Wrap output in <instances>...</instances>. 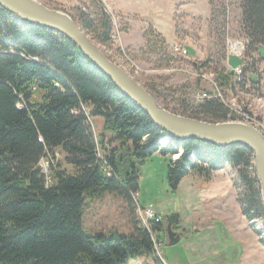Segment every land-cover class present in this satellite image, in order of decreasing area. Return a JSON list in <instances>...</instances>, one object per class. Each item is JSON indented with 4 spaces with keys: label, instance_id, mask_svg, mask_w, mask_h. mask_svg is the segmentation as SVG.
I'll return each instance as SVG.
<instances>
[{
    "label": "trees",
    "instance_id": "1",
    "mask_svg": "<svg viewBox=\"0 0 264 264\" xmlns=\"http://www.w3.org/2000/svg\"><path fill=\"white\" fill-rule=\"evenodd\" d=\"M92 1L101 7L98 0ZM100 7L95 13L86 7L79 19L71 17L98 44L110 47L114 43L112 21ZM241 28L249 40L248 53L259 56L252 69L264 60L260 52L264 48V0L242 1ZM150 30L145 31L148 48L168 66L174 58ZM216 73L219 90H235L231 76L222 70ZM252 82L259 86L260 79ZM86 108L90 117H101L104 122V134L97 143ZM181 115L212 123L229 121V110L215 101ZM163 136L72 41L48 28L20 25L0 6V264H128L143 255L153 258L154 264H165L155 255L151 235L158 236L162 223H153L150 229L135 224L132 235L111 237L87 235L83 226L86 198L116 193L131 203L139 191L132 163L156 153L180 155L168 166L167 179L174 192L188 175L210 181L217 171L237 169L245 186L239 199L243 215L248 221L264 217L249 148L240 144L218 147L194 139L161 148ZM98 145L111 167L110 177L100 167ZM58 148L76 172L55 170L48 177L38 165ZM259 242L264 247V237Z\"/></svg>",
    "mask_w": 264,
    "mask_h": 264
},
{
    "label": "rangeland",
    "instance_id": "2",
    "mask_svg": "<svg viewBox=\"0 0 264 264\" xmlns=\"http://www.w3.org/2000/svg\"><path fill=\"white\" fill-rule=\"evenodd\" d=\"M38 1L76 19L82 16L86 7H90L92 13L100 7L92 0ZM242 1L98 0L111 18L115 38L110 47L97 44L112 62L151 90L162 106L181 115L205 102H213H203L199 95L210 93L213 82L219 89L216 71L222 70L232 77V67L241 62L240 58L228 53V46L230 41H242L248 47L249 40L241 28ZM148 29L165 44L173 61H180L181 64L176 65L178 70L169 71L175 62L163 66L157 52L148 48L145 36ZM127 40L129 46L136 48L124 45ZM174 45L187 49L188 55L174 54ZM260 52L264 56V48H260ZM204 62L208 65L202 67ZM256 66L245 71L246 86H240L241 79H234L235 90L223 87L224 91H220L221 98L231 105L233 111L243 113L236 120L253 126L264 135V60ZM253 71L257 73L256 78H253ZM252 79H260L259 86ZM85 112L97 143L103 133V119L90 117L87 108ZM237 121L229 119L228 122ZM105 137L109 139L108 134ZM176 141L180 142L164 133L161 148L171 144L177 146ZM96 149L97 156L105 160L104 150L99 145ZM107 149L111 147L107 146ZM179 156L156 153L143 162L133 161L139 176V191L132 195L131 203L116 193L87 197L83 215L85 233L106 237L132 235L135 224L144 226V215L150 208L162 221V231L158 236L153 232L151 235L157 240L156 248L153 243L155 255L165 264H264V247L259 242L264 237V217L254 216L248 221L243 215L239 199L245 186L238 170L232 167L220 170L219 175L224 179H218L214 184L211 180L216 172L210 181L197 174L188 175L174 192L169 186L167 173L172 159ZM38 167L48 177H52L55 170L67 174L76 172L66 163L60 148L50 153ZM103 171L111 176L109 164ZM174 215L179 217L174 231L182 235L178 244L170 246L165 218ZM158 237H163L162 242ZM128 264H154V259L143 255Z\"/></svg>",
    "mask_w": 264,
    "mask_h": 264
},
{
    "label": "water",
    "instance_id": "3",
    "mask_svg": "<svg viewBox=\"0 0 264 264\" xmlns=\"http://www.w3.org/2000/svg\"><path fill=\"white\" fill-rule=\"evenodd\" d=\"M0 6L13 14L20 25L30 23L48 28L72 41L122 95L141 109L171 139L182 142L194 139L218 147L240 144L249 148L254 155L264 207V135L259 130L239 122L212 123L196 120L165 109L144 86L112 62L79 23L64 12L51 10L38 0H0ZM165 220L168 245H176L182 235L173 228L178 224L179 217L168 216Z\"/></svg>",
    "mask_w": 264,
    "mask_h": 264
},
{
    "label": "built area",
    "instance_id": "4",
    "mask_svg": "<svg viewBox=\"0 0 264 264\" xmlns=\"http://www.w3.org/2000/svg\"><path fill=\"white\" fill-rule=\"evenodd\" d=\"M113 38H115V35L113 36ZM230 43V44H229ZM228 44V53L231 54L233 57H237L241 59V62L239 64L236 65V67H232V77L233 79H241L242 81V85L244 84V86H246L245 81H244V75H245V71H250L252 64H255V62H257L259 60V56L257 53H248V47L247 45H245L244 42L242 41H230ZM173 53L176 54L177 56H182V57H186L188 55V51L187 49L183 48L182 46L179 45H174L173 47ZM257 54V55H256ZM246 56L248 58H246ZM175 63H172L171 67L169 69V71H176L178 69H176V65L181 64L180 61H172ZM257 67V66H255ZM167 72V70H166ZM257 75V73H256ZM201 76V75H200ZM223 90V87H222ZM199 100H203L204 101H217L222 103L228 110H229V116L228 118L230 120H239V114H243V113H236L235 111H233V109L231 108L230 104L225 103L224 99L221 98V91H214V87L212 89V91L210 93H202V95H199ZM247 115V114H246ZM237 119V120H236ZM239 122V121H237ZM103 159V160H102ZM100 159L101 163H102V169H104L105 166H107V162L106 160H104V158ZM112 173V172H111ZM146 214H147V225L156 224L157 220H160V218L155 215V212L153 209L148 208L146 210ZM158 241L160 240V237H158Z\"/></svg>",
    "mask_w": 264,
    "mask_h": 264
},
{
    "label": "bare ground",
    "instance_id": "5",
    "mask_svg": "<svg viewBox=\"0 0 264 264\" xmlns=\"http://www.w3.org/2000/svg\"><path fill=\"white\" fill-rule=\"evenodd\" d=\"M173 55V54H172ZM213 84H214V88H215V91L217 90V91H220L218 88H217V86L215 85V83L213 82ZM231 106V105H230ZM245 118H247L246 116H244ZM181 142V141H180ZM162 145V144H161ZM254 166H255V159H254ZM146 220V221H145ZM143 221H144V226H145V228L146 229H150L151 227H149L150 225H147V214H146V212H145V215H144V219H143ZM160 223H162V221H161V219L160 220H157L156 221V224H160ZM153 240H154V245H155V248H156V243H157V240H156V238H154L153 237Z\"/></svg>",
    "mask_w": 264,
    "mask_h": 264
},
{
    "label": "crops",
    "instance_id": "6",
    "mask_svg": "<svg viewBox=\"0 0 264 264\" xmlns=\"http://www.w3.org/2000/svg\"><path fill=\"white\" fill-rule=\"evenodd\" d=\"M124 36H126V34L124 35ZM121 40H122V38H121ZM128 41V40H127ZM126 44V46L127 47H131V46H129V41L128 42H126V43H124V45ZM131 48H136V47H131ZM222 171H224V170H222ZM220 171L219 172H216L215 174H214V177L212 178V180H211V183L212 184H214V182L216 181V180H218V179H224V178H222V177H220ZM223 198V197H222ZM221 198V199H222Z\"/></svg>",
    "mask_w": 264,
    "mask_h": 264
}]
</instances>
